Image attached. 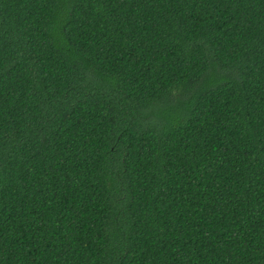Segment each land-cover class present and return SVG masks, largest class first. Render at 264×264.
<instances>
[{"label":"trees","instance_id":"obj_1","mask_svg":"<svg viewBox=\"0 0 264 264\" xmlns=\"http://www.w3.org/2000/svg\"><path fill=\"white\" fill-rule=\"evenodd\" d=\"M0 264H264V0H0Z\"/></svg>","mask_w":264,"mask_h":264}]
</instances>
